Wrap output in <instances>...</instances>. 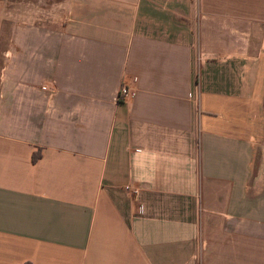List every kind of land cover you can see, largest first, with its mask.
<instances>
[{
	"label": "crops",
	"instance_id": "obj_1",
	"mask_svg": "<svg viewBox=\"0 0 264 264\" xmlns=\"http://www.w3.org/2000/svg\"><path fill=\"white\" fill-rule=\"evenodd\" d=\"M0 11V264H264V0Z\"/></svg>",
	"mask_w": 264,
	"mask_h": 264
},
{
	"label": "built area",
	"instance_id": "obj_2",
	"mask_svg": "<svg viewBox=\"0 0 264 264\" xmlns=\"http://www.w3.org/2000/svg\"><path fill=\"white\" fill-rule=\"evenodd\" d=\"M138 84V78L134 76L124 77L121 83L120 90L118 92L117 100L120 103L126 102L135 95L136 87ZM142 211V208L140 210Z\"/></svg>",
	"mask_w": 264,
	"mask_h": 264
},
{
	"label": "rangeland",
	"instance_id": "obj_3",
	"mask_svg": "<svg viewBox=\"0 0 264 264\" xmlns=\"http://www.w3.org/2000/svg\"><path fill=\"white\" fill-rule=\"evenodd\" d=\"M16 0H13V2H15ZM46 2L48 3V4H50V3H52V2H54V0H46ZM2 11H0V13H1ZM0 19H1V17H0ZM7 24V22L6 23H2L1 22V20H0V35H7V33H5V32H8V29L6 30V25ZM3 25V28H1V26ZM5 26V27H4ZM8 26V25H7ZM0 50H1V45H0Z\"/></svg>",
	"mask_w": 264,
	"mask_h": 264
}]
</instances>
